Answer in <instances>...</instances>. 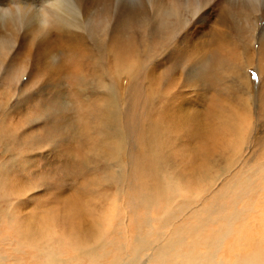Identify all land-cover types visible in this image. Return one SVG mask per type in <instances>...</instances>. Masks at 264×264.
I'll return each instance as SVG.
<instances>
[{"label":"rangeland","instance_id":"1","mask_svg":"<svg viewBox=\"0 0 264 264\" xmlns=\"http://www.w3.org/2000/svg\"><path fill=\"white\" fill-rule=\"evenodd\" d=\"M147 1L97 0L90 6L91 15L99 14L92 20L106 22V35L120 28L135 39L141 58L154 53L148 63L156 66L152 73L159 82L151 86L144 81L141 90L154 96L150 103L157 117H167L154 123L157 158L149 159L140 144L131 143L124 119L131 108L127 91L134 78L129 76L136 66L116 67L112 52L102 55L108 73L83 69L81 82L72 79L71 84L70 77L50 76L47 67L30 57L23 77L24 65L17 73H0V264H90L95 261L91 254L99 264H123L135 255L136 264H147L168 241L192 244L196 237L188 234L197 229H203L204 238L218 239L217 232L225 233L236 212L241 218L216 259L233 262L255 249L264 252V76L243 60L217 64L213 74L218 80L210 73L200 75L203 65L194 43L206 42L209 30L227 33L214 11L222 0L212 1L203 20L184 11L191 31L202 33L186 44L181 33L187 25L174 33L162 22L152 40ZM42 3L0 0V11L18 6L39 10L47 6ZM142 5L146 8L121 26L117 15ZM85 16L81 12L80 18ZM19 33L6 67L35 47L33 34L24 42L22 27ZM223 36L233 46L232 36ZM215 45L210 50L218 55ZM185 51L191 60L180 58ZM214 51L209 55L205 49L204 54L213 58ZM115 88L120 93L116 98L103 95ZM98 100L110 114L104 120L107 129L103 115L92 109L84 114V105ZM187 112L191 120H186ZM83 123L90 125L87 135ZM136 155L149 161L141 168L145 187L132 176ZM208 245L204 241L197 249L209 253L214 247Z\"/></svg>","mask_w":264,"mask_h":264},{"label":"bare ground","instance_id":"2","mask_svg":"<svg viewBox=\"0 0 264 264\" xmlns=\"http://www.w3.org/2000/svg\"><path fill=\"white\" fill-rule=\"evenodd\" d=\"M94 1L97 0H43L44 3H42V5L46 2L47 6H41V9L39 10H25L21 6H18L15 8V10L9 11L5 14L0 11V67H6V61H8V51L12 46L14 38L16 39L17 34H20V27L24 29V42L30 38H28L27 35L33 34L32 38L30 39L33 41L32 47L35 46L27 52H20V56H18L17 61H14L13 72H16L19 67L21 70L23 68L22 66L24 65V68L20 71V76L22 75L21 77H23L27 71L26 61H28L27 58L29 57L34 59V61H37L39 65L47 67L45 69L51 73L50 76L64 75L65 77H70L71 79L69 84H71L72 79H79L81 82L82 77L86 75L83 73V69L92 68L93 73L95 74L96 72L108 73V70L105 69V63L102 61V55H104L106 52H112L114 54L112 64L116 67L122 68L123 66L127 65H135L136 70L130 73L129 76L134 78V80L130 89L127 91L131 108L128 111L127 117L124 119L125 125L128 129V133L131 135L132 145L140 144V149H145L144 151L147 153V155L150 153L149 159L151 156L153 159L157 158L158 154L156 153L157 155L155 156L154 152L156 150L154 151L153 148V142H155V139L157 138V129L155 128L154 123L161 124V120H166L167 117H160L159 114L161 112L157 117V114H155L156 109L154 110V107L151 106L152 103H150L151 100L154 99V96L151 93L145 95L141 90L144 81H150L151 86L152 83L156 85L159 82V78L157 80L155 77L156 74L154 75L152 73L153 70L155 71L156 66L154 63H151L150 65L148 63L149 58L154 53L150 51L147 54V56L149 55L148 57L146 56L145 59L141 58L138 55L137 42L135 39L125 35L120 28L115 29L110 33L109 36L106 35V22L97 23L94 22L95 19L92 20L93 17L99 15L97 13L91 15L93 8L90 6V4ZM212 1L213 0H148L147 2L149 5H147V8L150 7V11L153 15V20L150 25L152 40L154 41L156 38V26L159 25L160 22L163 23V26L165 25L167 29L174 33L179 31L181 26L187 25L188 28H185L181 33L183 35L182 39L185 44L189 38L192 37L195 39L197 36L199 37L202 33L191 31L192 28L190 27V24L187 23L183 13L184 11H189L194 17L200 16L202 19L205 15L209 14V9L212 7ZM214 5L216 6L217 10H212L217 11V23L226 29L227 33H223V30H209L208 32L204 33L207 34L208 38L206 42L200 40V42L194 43V50H197V53H200L201 56L199 59L200 65H203V67L200 68V75L205 76L206 74L210 73V76L213 79L218 80L215 74H213L216 72V67H220L217 66V64L221 65L222 63L229 60H243L248 64L254 65L253 67H255L259 74H261V77H263L264 27L260 26V19L264 20V0H222L218 3H215ZM141 8H146V6L142 5V7H140L138 10L130 11L126 14H118L117 16L121 26H127L130 20L136 14L142 11ZM106 11V9L102 10L104 13ZM81 12H83L86 16L80 18ZM170 18H173V21L168 23V19ZM258 31H260V35L257 34ZM224 34H229L232 36L233 46L229 45L230 41L223 36ZM213 42L216 44L213 49L218 50V55L214 50H210V46ZM251 42H253V48L250 44ZM256 42L258 45L257 50L255 47ZM179 43H182V40ZM180 45H176L175 48H181L182 50L184 46L182 47ZM225 46H230V48L225 51L223 49ZM205 49L209 52V55L212 51H214L213 54H216V56L214 55L213 58L210 56L206 57L204 54ZM220 52L224 53L221 54ZM60 55L63 56L60 57ZM186 55L188 57L187 59L191 60V53H187L186 51L180 56V58L186 59ZM255 56H259V58H256ZM153 66L154 68L151 69ZM249 66L244 67L247 77H249ZM12 79L15 80L13 77ZM119 94L120 93L117 91V88H115L114 90L106 92L103 95L109 96V98H116V96ZM124 101H126V99ZM100 102L101 101L98 100V104H95L94 102L93 104H87V106L84 105V114L87 113L88 110L92 109L97 115H103L102 126L103 128L107 129L109 125H107L104 120L110 114H106L107 108L104 102ZM188 114L189 112L185 114V117L187 118L186 120H191V114ZM185 123L188 124L187 122ZM88 124L83 123L82 125L86 135L90 130V125ZM136 151L138 152V150ZM134 161L136 162V165L134 167L132 176L135 178L137 183L142 185V187H145V181L143 180L144 176L142 175L143 172L141 168L143 164H147L149 161L146 159V157L143 156L140 158L138 155L135 156ZM240 218L241 212H236V214L230 218L231 222L228 220L231 225L226 228L224 227L225 233L217 232L216 236H218V239L215 237L212 241L209 239L210 237L204 238L202 236L203 229L201 228L197 229L194 234H188L191 236L194 235V237H196L195 239L193 238L192 244H190L191 242H186V240L179 238L178 240H172V242L168 241L157 251V253L154 254V256L148 258L146 263L264 264V252L260 253V250L258 249H255V251L249 253L245 257L242 256V258L239 259L236 257L237 260L233 262L216 259V255L218 256V251L223 245L226 235L234 232L233 223H236ZM204 241L209 244L208 246L213 245L214 247L209 251V253H201L197 249V245L204 243ZM176 249H179V251H175ZM142 250H144V246H141L140 250L137 249L136 251L140 253ZM153 252H155V250H153ZM91 256V259L95 260H92L91 263L99 264L97 262V257L94 256V254H91ZM138 257L139 256L137 255L132 256V258L126 260L123 264H136V261L139 259ZM210 259L214 260L211 261Z\"/></svg>","mask_w":264,"mask_h":264},{"label":"snow or ice","instance_id":"3","mask_svg":"<svg viewBox=\"0 0 264 264\" xmlns=\"http://www.w3.org/2000/svg\"><path fill=\"white\" fill-rule=\"evenodd\" d=\"M14 60L15 58H13V61ZM13 69H14V62H10L7 67H0V73H2L3 76H7L10 72L13 71Z\"/></svg>","mask_w":264,"mask_h":264}]
</instances>
